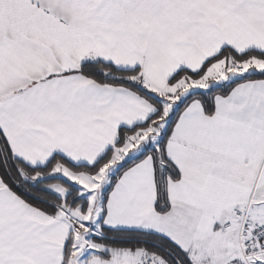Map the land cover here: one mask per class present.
<instances>
[{"label":"snow or ice","instance_id":"snow-or-ice-1","mask_svg":"<svg viewBox=\"0 0 264 264\" xmlns=\"http://www.w3.org/2000/svg\"><path fill=\"white\" fill-rule=\"evenodd\" d=\"M0 264H264V0H0Z\"/></svg>","mask_w":264,"mask_h":264}]
</instances>
